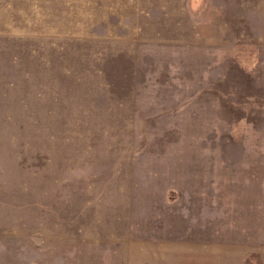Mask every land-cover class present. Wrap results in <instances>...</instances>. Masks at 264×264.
I'll list each match as a JSON object with an SVG mask.
<instances>
[{"label": "rangeland", "instance_id": "obj_1", "mask_svg": "<svg viewBox=\"0 0 264 264\" xmlns=\"http://www.w3.org/2000/svg\"><path fill=\"white\" fill-rule=\"evenodd\" d=\"M0 264H264V0H0Z\"/></svg>", "mask_w": 264, "mask_h": 264}]
</instances>
